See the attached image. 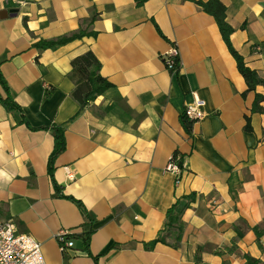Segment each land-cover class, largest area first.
Wrapping results in <instances>:
<instances>
[{
	"label": "crops",
	"instance_id": "crops-1",
	"mask_svg": "<svg viewBox=\"0 0 264 264\" xmlns=\"http://www.w3.org/2000/svg\"><path fill=\"white\" fill-rule=\"evenodd\" d=\"M220 1L234 48L264 78V0ZM81 28L90 34L37 46ZM172 43L175 73L161 58ZM88 51L112 86L82 106L90 87L73 60ZM0 71L24 113L0 99V216L40 242L46 264L264 263L254 230L264 227V101L252 112L264 85L248 88L196 0H0ZM195 96L205 115L191 122L183 112ZM57 125L61 191L49 174ZM176 153L186 169L179 180L166 169ZM62 194L94 220L89 252L81 208ZM177 202L180 241L147 248ZM62 230L74 242L65 251Z\"/></svg>",
	"mask_w": 264,
	"mask_h": 264
},
{
	"label": "trees",
	"instance_id": "trees-1",
	"mask_svg": "<svg viewBox=\"0 0 264 264\" xmlns=\"http://www.w3.org/2000/svg\"><path fill=\"white\" fill-rule=\"evenodd\" d=\"M146 0H137L139 5L143 4ZM196 2L203 7V9L213 15L219 25L221 34L223 39L225 40L230 52L235 57L237 61V66L239 71L244 76L247 86L249 89H254L258 85H264V78H262L259 73L249 67L243 56L234 48L231 35L234 32V28L227 22V14H226V6L220 0H196ZM90 33L84 29H79L72 33L63 35L61 37L49 40H41L37 43V46L40 49H47L57 45L66 44L72 40L83 38ZM100 62L93 54L92 51H88L73 60V74L79 75L80 77H84L87 79L89 84V91L81 100V105L85 106L90 100H93L97 95L103 93L106 89L112 86L105 77H103L100 73ZM0 82L3 84L5 90L7 91V96L5 98L1 97V101L10 109L18 111L24 116L23 109L21 106L13 99L9 86L3 77L0 71ZM264 101V95L257 94L256 99L254 101L252 112H261L263 111V107L261 102ZM23 117V121H24ZM248 123L246 125L247 130H251L252 126L250 123V117H247ZM185 126L187 130L190 131V125L185 122ZM54 149L49 158V174L54 181V185L57 190L61 191V187L54 180V170H55V162L58 156L65 150L66 148V140H65V128L61 125L54 126ZM178 176L176 180H179ZM65 198L75 200L79 207L81 208L84 221L82 224V233L80 234V238L83 240V248L84 250L89 252V246L92 234L94 232V220L88 213L85 206L79 201L74 199L73 197H68L62 194ZM178 202L173 204L171 208L167 211V220L165 227L159 232V235L156 239L150 241L146 244L147 248H153L158 242L167 243L168 237H173L174 245H177L180 241L181 234L184 230V223L181 220L180 212L177 211ZM254 230L257 234V240L260 247H262L261 238L264 236V227L261 228L259 226L254 227ZM247 264H264L261 263L260 260L253 258L251 256H247Z\"/></svg>",
	"mask_w": 264,
	"mask_h": 264
},
{
	"label": "built area",
	"instance_id": "built-area-1",
	"mask_svg": "<svg viewBox=\"0 0 264 264\" xmlns=\"http://www.w3.org/2000/svg\"><path fill=\"white\" fill-rule=\"evenodd\" d=\"M161 58L166 68L172 73L180 69L181 58L177 44L172 43L169 49L162 53ZM203 105L204 101L195 96L194 100L185 106L183 115L191 122L198 121L205 115ZM166 169L174 172L177 177H181L186 170L178 153L171 156ZM68 234L67 230H62L57 234L62 251L74 245L71 239H67ZM0 264H46L40 242L29 234L19 233L13 219L1 216Z\"/></svg>",
	"mask_w": 264,
	"mask_h": 264
}]
</instances>
